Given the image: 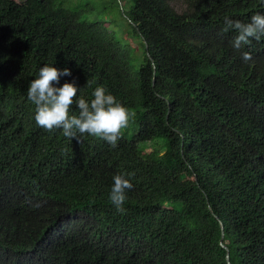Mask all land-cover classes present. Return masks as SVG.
I'll list each match as a JSON object with an SVG mask.
<instances>
[{
  "label": "trees",
  "instance_id": "trees-1",
  "mask_svg": "<svg viewBox=\"0 0 264 264\" xmlns=\"http://www.w3.org/2000/svg\"><path fill=\"white\" fill-rule=\"evenodd\" d=\"M173 1L0 0V264H229L220 221L232 264H264V40L222 31L264 0ZM46 64L135 114L116 147L36 125Z\"/></svg>",
  "mask_w": 264,
  "mask_h": 264
},
{
  "label": "clouds",
  "instance_id": "clouds-1",
  "mask_svg": "<svg viewBox=\"0 0 264 264\" xmlns=\"http://www.w3.org/2000/svg\"><path fill=\"white\" fill-rule=\"evenodd\" d=\"M222 31L236 33L232 47L237 50L250 45L253 39L260 42L264 40V13L252 15L247 23L226 16ZM242 59L250 61L251 53L243 52ZM71 75L69 68L60 70L54 65L46 64L39 69L27 89V99L35 105L36 125L48 131L62 130L63 136L70 140H78L79 136L87 134L116 147L122 130L128 127L135 114L103 86L95 87L89 98L84 95V89L90 87L89 82L85 88H79L74 81L61 86V77ZM73 106L78 114L73 111ZM132 175L121 173L113 176L108 198L118 212L125 211L123 205L127 192L133 188Z\"/></svg>",
  "mask_w": 264,
  "mask_h": 264
},
{
  "label": "rangeland",
  "instance_id": "rangeland-1",
  "mask_svg": "<svg viewBox=\"0 0 264 264\" xmlns=\"http://www.w3.org/2000/svg\"><path fill=\"white\" fill-rule=\"evenodd\" d=\"M173 6L178 10V11H183L186 9V5H185V0H174L173 1ZM125 26L123 24H118V26L114 28H112L114 31L118 32V36L120 38V41L124 44V46H132L135 47L136 45L134 44L133 41H130L129 39H125L124 36H122L121 32L123 30H125ZM138 58V55L135 53L134 54V59L136 60ZM139 62H137V60L134 63V67L137 68L138 67ZM159 144H164L163 141H158Z\"/></svg>",
  "mask_w": 264,
  "mask_h": 264
},
{
  "label": "water",
  "instance_id": "water-1",
  "mask_svg": "<svg viewBox=\"0 0 264 264\" xmlns=\"http://www.w3.org/2000/svg\"><path fill=\"white\" fill-rule=\"evenodd\" d=\"M120 1V3H121V0H119ZM121 5H122V3H121ZM146 45H147V43H146ZM147 49H149L148 48V45H147ZM149 55V54H148ZM149 57H150V59H152L151 58V56L149 55ZM211 211L213 212V214L215 215V213H214V211L212 210V208H211ZM219 220H220V218L217 216V215H215ZM220 225H221V228H222V239H221V245H222V247H224L225 249H226V251H227V260H228V263L229 264H232L231 263V260H230V249L228 248V246L224 243V240H225V226H224V223L222 222V221H220Z\"/></svg>",
  "mask_w": 264,
  "mask_h": 264
}]
</instances>
